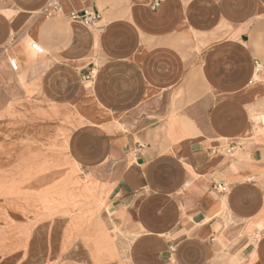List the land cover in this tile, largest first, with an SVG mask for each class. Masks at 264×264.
I'll list each match as a JSON object with an SVG mask.
<instances>
[{
    "label": "crops",
    "instance_id": "1",
    "mask_svg": "<svg viewBox=\"0 0 264 264\" xmlns=\"http://www.w3.org/2000/svg\"><path fill=\"white\" fill-rule=\"evenodd\" d=\"M49 2L0 0V114H56L133 211L131 264H264V0Z\"/></svg>",
    "mask_w": 264,
    "mask_h": 264
},
{
    "label": "rangeland",
    "instance_id": "2",
    "mask_svg": "<svg viewBox=\"0 0 264 264\" xmlns=\"http://www.w3.org/2000/svg\"><path fill=\"white\" fill-rule=\"evenodd\" d=\"M61 125L56 114H0V224L11 230L0 253H13L7 264H131L133 211L112 203L114 182L74 156Z\"/></svg>",
    "mask_w": 264,
    "mask_h": 264
},
{
    "label": "built area",
    "instance_id": "3",
    "mask_svg": "<svg viewBox=\"0 0 264 264\" xmlns=\"http://www.w3.org/2000/svg\"><path fill=\"white\" fill-rule=\"evenodd\" d=\"M162 2H163V0H153V2L151 4V8L156 9L157 7L160 6V4ZM48 7L52 8L53 10H58V0H50ZM68 18L72 21L80 22L81 24H84L85 26H93L100 19V15L97 11L85 9V10H81L78 12H71L69 14ZM33 47L35 50L40 52V49L38 47H36V46H33ZM253 66H254L253 77L260 76L262 74V68H261L260 63L257 61H254ZM91 74H92V72H89V74H87V76H86V79H88L91 76ZM253 80H254V78H253ZM253 80H251L249 83H252ZM141 148H142V146L140 144H138V149H141ZM215 189L219 192L225 191L224 186L219 185V184L215 186ZM254 238L257 239L258 235H255Z\"/></svg>",
    "mask_w": 264,
    "mask_h": 264
},
{
    "label": "bare ground",
    "instance_id": "4",
    "mask_svg": "<svg viewBox=\"0 0 264 264\" xmlns=\"http://www.w3.org/2000/svg\"><path fill=\"white\" fill-rule=\"evenodd\" d=\"M98 24V22L97 23H95L93 26H96ZM84 25V24H83ZM85 26V25H84ZM93 26H86V27H93ZM34 43V42H33ZM254 78V82H260L262 79H260L258 76H255V77H253ZM52 102V101H51ZM262 119V118H261ZM262 122L264 123V119L262 120ZM123 129V128H122ZM259 130V132H262L263 133V131L262 130H264V129H258ZM122 131H124V130H122ZM133 242H134V239H133V241H132V244H133ZM163 249V248H162ZM132 253H133V250H132V248H130V254L132 255Z\"/></svg>",
    "mask_w": 264,
    "mask_h": 264
}]
</instances>
